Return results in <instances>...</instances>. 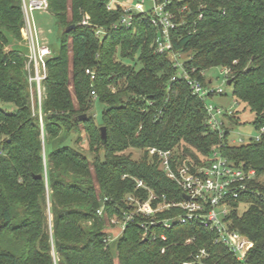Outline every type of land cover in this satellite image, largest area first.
Instances as JSON below:
<instances>
[{
	"label": "trees",
	"instance_id": "trees-1",
	"mask_svg": "<svg viewBox=\"0 0 264 264\" xmlns=\"http://www.w3.org/2000/svg\"><path fill=\"white\" fill-rule=\"evenodd\" d=\"M46 1L62 34L58 52L46 59L38 100L29 90L33 66L20 46L23 0H0V264H243L215 245V234L200 222L150 227L145 238L140 225L148 218L134 215L122 232L119 224L133 211L128 197H149L137 181L156 196L153 208L162 196L167 202L183 199L149 149L172 151L179 162L201 167L217 148L235 166L260 176L264 135L231 144L236 112L224 119L222 139L209 129L205 101L191 94L168 56L156 52L159 29L151 12H132L131 28L115 29L126 5ZM165 10L176 25L173 50L189 76L208 86L206 71L227 70L235 103L252 115L254 129L264 128V0L173 1ZM85 17L87 26L81 24ZM98 29L105 33L96 36ZM96 102L104 106L100 124L93 115ZM81 134L89 155L77 147ZM133 151L140 152L138 160ZM251 188L259 194L231 202L227 221L252 244L246 264H264V183ZM238 205H244L240 213ZM181 213L171 208L155 217ZM112 234L119 236L110 241ZM202 250L206 256L193 262Z\"/></svg>",
	"mask_w": 264,
	"mask_h": 264
},
{
	"label": "built area",
	"instance_id": "built-area-1",
	"mask_svg": "<svg viewBox=\"0 0 264 264\" xmlns=\"http://www.w3.org/2000/svg\"><path fill=\"white\" fill-rule=\"evenodd\" d=\"M173 1L181 2L185 0H133L132 5H128L124 10V16L118 24L113 28L129 29L133 23L132 12L146 14L151 12V23L158 27L159 35L155 39L156 52L165 54L173 62L174 68L177 70V76L182 77L190 89L192 95L197 96L205 101V111L208 116L207 125L213 132H217L222 139L226 135L223 129L224 119L231 116V111L223 110L221 107H213L207 104V101L214 96L222 95L223 90L210 86H203L196 78H191L184 69V62L179 53L173 50L171 44L170 33L175 29L173 15L166 11V7L171 5ZM148 3V8L146 7ZM111 6H108V10ZM48 3L46 0H23L24 28L21 33L27 41L28 48V65L33 66V77H29V82H35L39 93L42 88V81L46 77V59L51 56V52L45 46L39 45L38 32L29 16L34 11L47 12ZM89 18L85 17L82 25H89ZM105 33L104 29H98L96 36ZM90 74L89 71H86ZM225 81H228V71L223 69L222 72ZM259 136L256 139L244 141L242 138L231 140V144L240 145L246 142H258L264 135V128L258 130ZM150 157H156L160 164V169L165 173L166 177L174 181L182 191L183 199L179 202H167L166 197H161V202L156 208L152 207V202L157 200L156 196L141 181H137V188L147 190L149 197L147 201L141 202L132 197L127 200L133 211L127 214L123 221L119 224L121 232L134 215H142L148 218L147 223H142L140 227L144 230L143 238L147 236L150 227L162 226L171 229L175 223L186 224L189 222H200L205 228H208L215 234L213 243L221 245L233 253L235 259L246 264V258L252 244L232 230L228 224L227 218L230 214V203L236 202L240 196L257 193L251 188V184L263 185L264 175L257 176V172L251 168H245L244 165L235 166L232 162L221 156L217 148H212L209 159L205 166H196L191 162L176 160L172 151H162L155 148L148 150ZM177 208L182 211L174 219L157 220L155 214ZM101 214V211H98ZM118 224L116 221L112 222ZM161 240H165L164 235H160ZM153 240L156 239L154 236ZM163 252V250H162ZM206 256L204 250L200 251L194 257L195 263H200L201 259ZM186 264H193L186 263Z\"/></svg>",
	"mask_w": 264,
	"mask_h": 264
},
{
	"label": "rangeland",
	"instance_id": "rangeland-1",
	"mask_svg": "<svg viewBox=\"0 0 264 264\" xmlns=\"http://www.w3.org/2000/svg\"><path fill=\"white\" fill-rule=\"evenodd\" d=\"M28 1V0H26ZM115 4L119 5H132L131 0H113ZM148 3H146V7L148 8ZM29 19L33 22L36 31L38 32L39 37V45L45 46L51 52V56L58 52L60 46V37L62 31L58 28L51 15L48 12L43 11H34L29 16ZM23 38V43L20 44L21 48H25V54L28 55L27 41ZM129 62V61H128ZM127 62V63H128ZM28 64V63H27ZM223 69L221 68H212L204 73V77L206 82H211L210 86L213 88H220L223 90L222 95H217L212 97L207 101V104L212 105L213 107H221L223 110L236 112L237 115L232 119V123L236 124L232 132H230V140H234L237 138H242L244 141H248L249 139H256L259 136L258 130L254 129L251 125L252 123V115L248 112L244 105L236 104L232 97V86L227 85V82L224 79L222 74ZM34 75H32L33 77ZM30 81V80H29ZM29 90L30 93L37 99L40 100L42 98L43 90H40V93L35 86V82L32 80L29 82ZM5 107V106H4ZM4 107H2L4 109ZM103 110L104 106L100 102H96L93 107V115L95 117V121L100 124L103 120ZM73 146L72 143L69 144ZM79 150H81L84 154H88V147L83 134H81V143L77 146ZM140 152L133 151L132 157L134 160H138L140 158ZM244 209V205L237 206V212L240 213ZM48 213V222L49 226H51L52 217ZM115 221V220H114ZM112 221V222H114ZM111 222V223H112ZM115 224V223H112ZM118 234L110 235V241L118 238ZM114 264H118L117 260H114Z\"/></svg>",
	"mask_w": 264,
	"mask_h": 264
},
{
	"label": "water",
	"instance_id": "water-1",
	"mask_svg": "<svg viewBox=\"0 0 264 264\" xmlns=\"http://www.w3.org/2000/svg\"><path fill=\"white\" fill-rule=\"evenodd\" d=\"M72 29H74V26H71L66 31H70ZM231 84H232V80H228L227 81V85L230 86ZM85 119H86V116H80V117H78V120L79 121H82V120H85ZM100 134H101L102 144H105V142H106V129H105V127H101L100 128ZM37 178H41V176H37Z\"/></svg>",
	"mask_w": 264,
	"mask_h": 264
},
{
	"label": "crops",
	"instance_id": "crops-1",
	"mask_svg": "<svg viewBox=\"0 0 264 264\" xmlns=\"http://www.w3.org/2000/svg\"><path fill=\"white\" fill-rule=\"evenodd\" d=\"M210 82V81H209Z\"/></svg>",
	"mask_w": 264,
	"mask_h": 264
}]
</instances>
